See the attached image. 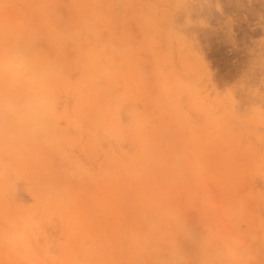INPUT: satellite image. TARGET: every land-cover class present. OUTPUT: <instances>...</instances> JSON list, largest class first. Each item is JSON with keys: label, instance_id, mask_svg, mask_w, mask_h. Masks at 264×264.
Wrapping results in <instances>:
<instances>
[{"label": "rangeland", "instance_id": "374dc122", "mask_svg": "<svg viewBox=\"0 0 264 264\" xmlns=\"http://www.w3.org/2000/svg\"><path fill=\"white\" fill-rule=\"evenodd\" d=\"M0 264H264V0H0Z\"/></svg>", "mask_w": 264, "mask_h": 264}]
</instances>
